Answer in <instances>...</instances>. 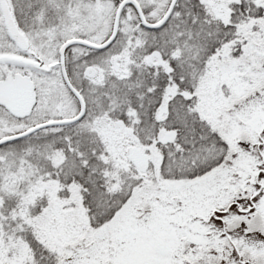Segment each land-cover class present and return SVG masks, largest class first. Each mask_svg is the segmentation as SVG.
I'll use <instances>...</instances> for the list:
<instances>
[{"label": "rangeland", "instance_id": "rangeland-1", "mask_svg": "<svg viewBox=\"0 0 264 264\" xmlns=\"http://www.w3.org/2000/svg\"><path fill=\"white\" fill-rule=\"evenodd\" d=\"M138 1L151 22L159 21L171 3V0ZM204 1L225 20L230 12L229 2L238 0ZM254 1L264 5V0ZM120 2L8 0L30 48L21 52L16 47L0 11V80L8 74L29 75L36 84L38 102L33 115L24 121L16 120L0 107V139L38 123L78 114L79 104L64 85L57 65L59 49L63 42L74 38L104 42L112 32ZM254 24H260L259 32L250 35L247 47L248 52L254 53L232 61L237 65L232 74L222 71L215 74V81L229 80L236 87L239 99L221 104L213 94L200 96L213 117L228 119L225 135L230 155L220 168L232 173L221 190L198 199L194 194L196 185L186 187L164 177L157 148L148 145L142 149L150 157L148 170L130 175L135 187L129 202L105 229L98 230L90 225L77 191L71 189L69 196H58L63 189L42 174L38 159H29L36 153V147L24 141L30 137L25 138L0 148V264H33V254L25 238L28 232L44 247L55 251L60 258L58 264H72L73 257L91 245L100 248L101 264H264V38L261 35L264 19ZM141 29L135 10L127 8L115 48L136 46L134 35ZM247 29L243 27L240 31ZM93 54L90 49L72 47L67 65L73 73L80 69L90 77L94 74L90 66L95 61L86 59ZM113 57L115 69L124 73L126 69L119 63L124 62L123 57ZM33 62L53 68L43 73L30 65ZM111 128L104 131L101 145L112 149L120 160L128 159L133 142L117 137L118 133ZM58 129H44L37 134L47 137ZM114 138L119 144L111 142ZM218 184L216 180L211 189ZM16 200L20 202L12 208ZM158 247L169 250V255L159 257ZM158 258L162 262L156 263Z\"/></svg>", "mask_w": 264, "mask_h": 264}, {"label": "trees", "instance_id": "trees-1", "mask_svg": "<svg viewBox=\"0 0 264 264\" xmlns=\"http://www.w3.org/2000/svg\"><path fill=\"white\" fill-rule=\"evenodd\" d=\"M229 9L223 20L204 0H180L163 29H141L142 34L139 30L134 35L136 46L113 45L94 52L86 59L95 61L90 66L93 75L70 69L87 103L84 120L50 136L35 134L24 140L36 147L29 159H38L42 174L63 189L58 196L77 191L93 228L105 229L129 202L135 187L129 177L137 170L129 159L120 160L112 149L101 145L107 127L122 140H131L132 146L155 145L164 177L186 187L196 185L198 199L213 196L231 175L232 171L220 168L230 155L225 135L228 119L213 117L200 96L213 94L221 104L239 99L236 87L229 80L215 81V74H232L237 66L232 61L254 53L247 50L248 38L259 32L260 24L254 22L264 19V5L238 0L229 2ZM243 27L247 32L240 31ZM115 55L123 57L124 62L119 63L125 67L124 73L115 69ZM111 142L119 144L117 138ZM216 180L218 187L211 189ZM19 202H12V208ZM25 238L33 264L60 262L55 251L44 247L31 232ZM100 261V248L91 245L75 255L72 264Z\"/></svg>", "mask_w": 264, "mask_h": 264}, {"label": "water", "instance_id": "water-1", "mask_svg": "<svg viewBox=\"0 0 264 264\" xmlns=\"http://www.w3.org/2000/svg\"><path fill=\"white\" fill-rule=\"evenodd\" d=\"M178 1L179 0H172L162 19L159 22L152 23L146 20L144 12L136 0H123L120 3L115 15L112 34L104 43L96 45L80 39H73L65 42L59 50V65L65 85L79 103V114L71 119L42 123L22 133L2 138L0 139V147L28 138L44 129L70 126L83 119L86 114V104L81 93L73 86L66 68V53L70 47L83 46L95 51H103L109 48L115 42L118 36L121 15L127 6H132L136 10L139 20L144 28L148 30H160L171 18ZM0 6L11 38L16 42L21 50L27 51L29 49L28 41L26 37L19 31L7 1L0 0ZM30 65L38 69L41 68L40 65L35 63H30ZM36 102L37 94L35 84L29 76L21 74H16L14 76L8 75L4 80L0 81V105L6 108V110H8L9 113L15 118L25 119L26 117H29ZM129 157L140 170H145L147 168L148 156L145 155L140 149H131L129 151ZM157 251L162 254H166V251L162 248H158Z\"/></svg>", "mask_w": 264, "mask_h": 264}, {"label": "flooded vegetation", "instance_id": "flooded-vegetation-1", "mask_svg": "<svg viewBox=\"0 0 264 264\" xmlns=\"http://www.w3.org/2000/svg\"><path fill=\"white\" fill-rule=\"evenodd\" d=\"M168 255H169V253H168ZM155 261H156V263L162 262V260L160 258L156 259Z\"/></svg>", "mask_w": 264, "mask_h": 264}]
</instances>
